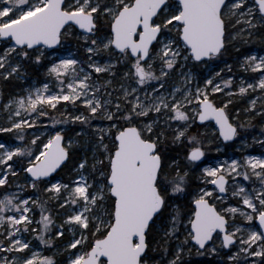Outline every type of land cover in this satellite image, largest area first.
<instances>
[{"label": "snow or ice", "instance_id": "6c2138e0", "mask_svg": "<svg viewBox=\"0 0 264 264\" xmlns=\"http://www.w3.org/2000/svg\"><path fill=\"white\" fill-rule=\"evenodd\" d=\"M256 11L259 19L253 16ZM233 18L236 23L243 20L249 29L264 26V0L251 4L248 0L0 3V75L7 79L26 73L24 61L41 63L45 49L54 58L46 67L53 80L0 104V111L6 113L0 134L13 135L11 140L0 136V186L23 172L29 181L23 187L38 192L43 184L47 194L42 200L24 193L23 187L4 191L0 264H162V260L183 264L185 255H191L190 242H195L198 254L201 250L211 254L218 251L217 240L221 251L237 247L227 264H258L248 256L259 257V264H264V154L225 156L213 161L215 166L201 168L203 187L190 183L189 168L204 163L205 141L213 143L209 131L223 141L245 133L240 109L235 114L229 110L233 97L259 90L244 111L264 116V55L243 56L240 67L255 75H250L252 82L240 76L237 87H232L230 65L201 72V65L210 67L222 57ZM73 40L83 42L86 61L64 47ZM57 51L64 54L57 56ZM117 66L126 69L119 84L111 79L102 83L94 76L115 74ZM116 91L119 95H113ZM77 103L87 113L77 109L75 115L67 113V120H40L49 116L47 109ZM69 120L81 125V133L85 132L82 125L94 127L102 152H94L92 163L86 157L79 159L73 176L65 181L54 174L70 158L74 139L66 138L65 129L59 127ZM93 120L100 122L91 125ZM197 122H214L216 127L191 133ZM29 129L39 135L34 131L25 142L23 133ZM106 139L109 143H104ZM169 139L174 145L187 141L192 146H185L182 158L173 159L165 143ZM260 139L264 142V126ZM193 192L194 211L184 229L185 213L174 200ZM48 199L67 207L68 229L56 221ZM33 206L40 210L39 220L34 218ZM10 210L15 214L6 215ZM161 224L164 237L175 239L176 247L171 252L162 249V260H157L154 237ZM182 229L186 234L181 240ZM66 231L71 236L64 240ZM41 245L51 246L52 253L45 254ZM60 253L64 255L58 258Z\"/></svg>", "mask_w": 264, "mask_h": 264}, {"label": "rangeland", "instance_id": "374dc122", "mask_svg": "<svg viewBox=\"0 0 264 264\" xmlns=\"http://www.w3.org/2000/svg\"><path fill=\"white\" fill-rule=\"evenodd\" d=\"M2 2H3V0H0V3H2ZM248 3L249 4L253 3V0H248ZM253 16L255 19H259L260 13L258 11H256L253 13ZM231 23H232V27L230 28L231 34L227 37L226 48H227V46H229L230 48L235 47L237 50H245V52L238 55L234 59L232 58V60L226 59V57L222 55V57H220L218 60L214 59L210 67H205V66L201 65V71H203L202 73H207L209 71H218L219 68H224L226 65H230L231 66V74L234 77V84L232 87H237L239 85V77L240 76L244 77L245 82H252L250 79V75H255L254 73L246 72L243 68L240 67V64L243 62V56L251 54L252 52H256V53H259L261 55H264V26L258 25L255 29H249V28L245 27L243 20H241L240 23H236V18H233ZM249 31H251V36L247 35V33ZM80 33H82V32L80 31ZM237 33H240V34L237 35ZM251 43L252 44L257 43V45L256 44L252 45L251 49L249 51H246L250 47L249 45H251ZM242 44H244V45H242ZM259 45H261V47H259ZM244 46H247V47L244 49ZM64 47L68 48L69 52H72V53L78 52L80 57H83L85 59V61L87 60V57L85 55L84 44L82 41H81V44L73 43L70 46L65 45ZM56 54H57V56H62L64 53L57 51ZM53 60H54V58H53L51 52L45 49V59L42 62L46 63V67H47L49 61H53ZM101 62H103V60H101ZM125 70L126 69H124V68L122 69L123 72ZM0 72H2V70H0ZM39 72H40L39 76H36V75L32 76L31 71L29 69H27L26 73L22 72L20 76H14L15 78H17L21 82V84H23V90L17 91L14 94H11V96L7 97L6 100L4 99V101H1L0 104L6 103L9 98H15L18 95L25 94L29 88L39 87L42 83H48L49 81L54 79V77L47 75L46 68L44 70L40 69ZM123 72H122V75L119 77V79L116 82L114 81V78H113V76L115 74H110V73L97 74V73H94V76L98 77L102 83L107 79H111L113 81V84H119V83L123 82V79H124L123 78ZM221 75H223V73ZM0 78H3V76L0 75ZM256 78L258 79L259 77L257 76ZM174 79H178V77H174ZM49 86H50V88L52 87L51 83L49 84ZM108 90L112 91V88L109 87ZM258 92H259V90H257L256 92L250 91L248 94L236 95L235 97L232 98L233 103L229 106V110L231 112H233V114H235V109H240L239 119H240L241 125L245 126V133L240 138L235 139L233 142H231L229 147H226V145H229V144H224L223 141L221 140V138L218 136V134L213 135L211 131L208 132V137L213 140V143L211 145H207V142L205 141L206 162L202 165L194 163L189 168V172H190V174L194 180V185L199 183V185L201 187L204 186L203 181L199 180V177L201 175L200 170L202 167H204L205 165H208V164H212V166H215L213 161H220L225 156L231 157V158H236V157L243 158L244 156H246L248 154H252V155L264 154V142H262L260 139L262 126H264V116L256 114L255 111H253L252 113H248V112L244 111V109H246L248 107L249 99H251L253 96L258 95ZM113 95H119V92L118 91L113 92ZM217 99H221V97L217 96ZM239 101L242 102V106H240V105L234 106L235 102H239ZM61 103L64 104V102H61ZM57 107H60L58 112H55L56 109L55 110L47 109L49 111V116H47V117L42 116V117H40V120L44 121V120H48L50 118L67 120V113H72L73 115H75L77 112V109L87 113V109L79 103H77L76 105H65V106L57 105ZM252 117H254V119ZM253 120L256 121L257 122L256 124H258V125L254 124ZM5 121H6V113H5V111H0V125H5ZM99 122L100 121H98V120H93L91 122V125H95L96 123H99ZM104 124H107V121H104ZM74 125H76L77 127H79L81 129L80 124L74 123L70 120L66 124L59 125V127H63L65 129V132H66L70 126H74ZM82 126L84 127L85 132L81 133V131L79 130L76 136L71 137L74 139V143L70 149V152L73 150L74 146H80L81 145L85 148L86 151L89 152V155L91 158V163H92L94 152H96L98 154V153L102 152V149L99 148V146H98L97 134L94 130V127H92L90 125H82ZM44 127H48V126L44 125ZM51 127L56 128L57 125H51ZM205 127L209 128V129H214L216 126L214 125L213 122L211 124H209V123L199 124L197 122V124L194 125L190 131H191V133H195V134H203ZM34 131H35V134L39 135V131L35 130V129H29L23 133L25 135V142H27L31 138ZM78 136H81V138H79ZM253 136L256 137L255 141H253V139H252ZM11 137L13 138V135ZM43 139H44V137H41V140H43ZM16 143L20 144L21 142L19 140H16ZM104 143H109V140L106 139L104 141ZM242 144H243V147H242ZM185 145H188V147L192 146L191 143L187 142V141H185ZM217 148L220 149L219 152L216 151ZM178 157L182 158L183 156L181 155ZM178 157H176V158H178ZM97 158H99V155H97ZM55 175H58L59 177H61V175L58 173ZM235 179H236V181H242L243 180L242 177H235ZM244 182L247 183L249 186L251 185V181H244ZM27 183H29V181L27 179V175L23 172H19L14 176H10L8 184L6 186H0V197L3 196L4 191L17 192L18 188L23 187ZM23 192L27 193L29 195H33V199H35L37 196H41L40 190L38 192H35L33 189L28 188V187H23ZM17 194L21 195L20 193H17ZM194 195L195 194L193 192L189 196H183V197H180V198L174 200V203L178 204L181 208V211L183 213H185V216L182 220L184 229H187L188 225H187L186 221L190 218L191 211H194V206L191 203ZM230 199L234 200L235 198L230 197ZM54 202L57 203V205L53 206L55 208L54 217H55L56 221H58L59 223H65V213L67 212V207L62 209L58 206L60 203L59 201L53 199L52 203H54ZM226 203L227 202H225V204ZM190 204L193 206L192 207L193 209H190ZM5 214L11 215V214H15V213L10 210L8 213H5ZM33 215H34V218L36 220H39L40 210L38 207L33 206ZM255 223L258 225L257 221H255ZM158 224H160L159 221H158ZM164 226L165 225L161 224L160 227L157 229L158 234L155 235V237H154L155 247L157 250L158 249L162 250L164 248H167L169 250V252H171L176 247V240L170 239L168 237H164V235H163V227ZM32 227L36 228L37 225L33 224ZM68 227L69 226L67 225V223H65V228L68 229ZM55 231H56V229L53 228L52 232L54 233ZM185 234H186V232L182 229V231L178 234L181 240L183 239V236ZM70 236H71V232L66 231L65 235H64V240L69 239ZM216 244L218 246L217 253H211L210 254L209 251L201 250V252L198 254L196 251L197 245H195V243H193V242H190L187 245V247L189 249H191V255H187V254L185 255V259H184L183 264H227L228 258L233 256V254L237 251V247H232L230 251L228 249H224L221 251L219 249V240L216 241ZM59 246L61 248H63L65 246L63 240L59 241ZM41 247L45 250V254H51L53 251L51 246L41 245ZM63 255H64L63 253L58 254V258L62 257ZM162 255L159 256V260H162ZM243 259H244V257L242 256L241 260H243ZM246 259L249 261L252 259H256L258 261V264H259V260H260L259 257H251V256L246 257ZM162 262H163V260H162Z\"/></svg>", "mask_w": 264, "mask_h": 264}, {"label": "trees", "instance_id": "16d2710c", "mask_svg": "<svg viewBox=\"0 0 264 264\" xmlns=\"http://www.w3.org/2000/svg\"><path fill=\"white\" fill-rule=\"evenodd\" d=\"M229 31H230V29H229ZM74 32H75V30H74ZM73 43L81 44V41L77 42V41L73 40L72 44ZM255 44L257 45V43H255ZM255 44L251 43V45H249L250 47L248 46L249 48L246 51H249L251 49L252 45H255ZM242 45H244V44H242ZM246 47L247 46H244V49ZM259 47H261V45H259ZM244 52H245V50H237L235 47L234 48H230L229 46H227V48L223 52V56H225L226 59L232 60V58L234 59L238 55H240V54H242ZM24 63L26 65V68L31 71V75L32 76L33 75L39 76L40 69L44 70L46 68V63H43V62L37 64V63H34V62L24 61ZM122 69H123L122 66L116 67L115 75L113 76L115 82L122 75V72H123ZM201 72H203V71H201ZM0 88H1V90L3 92L4 99L6 100V98L11 96V94H14L17 91H22L23 90V84H21V82L15 77H10V78H7V79H5L3 77V78H0ZM4 99H3V101H4ZM236 105L237 106L238 105L242 106V102L241 101L235 102L234 106H236ZM59 108L60 107H57L55 112H58ZM256 123L257 122L254 121V124H256ZM256 125H258V124H256ZM79 130H80V128L77 127L76 125L70 126L69 129L65 132L66 138L76 136ZM171 135H172V133L169 132L168 133L169 138L171 137ZM0 136H2L5 140L13 139L11 137L12 134H0ZM78 137L81 138V136H78ZM165 143L167 144V151L169 153V156L171 158H173V159H175L176 157L181 156V155L184 156L185 155V146L188 147V145H174V144L171 143L170 139L166 140ZM84 157H86L88 159L89 163H91V158H90L89 152L86 151L85 148L83 146H81V145L80 146H74L73 150L70 152V158H69L68 162L61 168V170L58 172V174H60L61 177H63L65 179V181H67L68 177H72L73 176V169L75 168V166L78 163L79 159L84 158ZM86 167H87V165H86ZM190 183H191V185L193 187L195 186L193 177H192ZM43 188H44V185L41 184V186H40L41 196L40 197H41L42 200L47 198V194L43 191ZM190 191H191V189H190ZM52 200L53 199H48L47 207L51 210L52 214L54 215L55 214L54 213L55 212V208L53 206L57 205V203H55V202L52 203ZM192 207L193 206L190 204V209H193ZM157 252L159 254L156 255L155 258L157 260H159V256L162 255V250L158 249ZM162 264H164V263L162 262Z\"/></svg>", "mask_w": 264, "mask_h": 264}, {"label": "water", "instance_id": "95a60500", "mask_svg": "<svg viewBox=\"0 0 264 264\" xmlns=\"http://www.w3.org/2000/svg\"><path fill=\"white\" fill-rule=\"evenodd\" d=\"M81 32L83 31V30H80ZM53 48H56V47H58V46H52ZM0 90H1V88H0ZM1 102V101H0ZM199 124H203V123H206V122H198ZM214 123V122H213ZM214 125H215V123H214ZM216 126V125H215ZM224 142H232V141H224ZM203 160L205 159V158H202ZM196 163H200V162H196ZM61 169H59L58 171H57V173L60 171ZM57 173H55V174H57ZM54 174V175H55ZM257 223L259 224V221L257 220ZM193 243H195V242H193Z\"/></svg>", "mask_w": 264, "mask_h": 264}, {"label": "flooded vegetation", "instance_id": "af4514ba", "mask_svg": "<svg viewBox=\"0 0 264 264\" xmlns=\"http://www.w3.org/2000/svg\"><path fill=\"white\" fill-rule=\"evenodd\" d=\"M206 123H209V122H206ZM203 124H204V123H203ZM220 138H221V137H220ZM221 140H222V138H221ZM222 141H223V140H222ZM232 142H233V141H232ZM223 143H224V144H229V145H226V147H229L230 144H231V142H224V141H223ZM203 161H204V163L206 162V156H205V159H204ZM204 163H203V164H204ZM197 164L202 165V164H200V163H197Z\"/></svg>", "mask_w": 264, "mask_h": 264}, {"label": "bare ground", "instance_id": "6f19581e", "mask_svg": "<svg viewBox=\"0 0 264 264\" xmlns=\"http://www.w3.org/2000/svg\"><path fill=\"white\" fill-rule=\"evenodd\" d=\"M255 247H256V246H255V245H253V248H254V249H255Z\"/></svg>", "mask_w": 264, "mask_h": 264}]
</instances>
